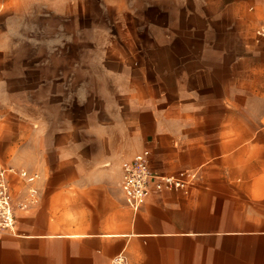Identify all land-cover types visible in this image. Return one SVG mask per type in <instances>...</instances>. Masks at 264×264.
Listing matches in <instances>:
<instances>
[{
    "label": "crops",
    "instance_id": "0c3cea01",
    "mask_svg": "<svg viewBox=\"0 0 264 264\" xmlns=\"http://www.w3.org/2000/svg\"><path fill=\"white\" fill-rule=\"evenodd\" d=\"M252 8L208 7L184 26L166 17L149 25L139 54L101 57L78 79L55 72L45 97L24 94L29 116L43 102L131 116L102 123L127 127L115 148L84 125L53 153V180L27 210L17 205L20 231L0 230V264H264V43ZM236 14L246 17L233 27ZM143 146L155 170L192 168L200 179L134 210L118 175Z\"/></svg>",
    "mask_w": 264,
    "mask_h": 264
},
{
    "label": "rangeland",
    "instance_id": "374dc122",
    "mask_svg": "<svg viewBox=\"0 0 264 264\" xmlns=\"http://www.w3.org/2000/svg\"><path fill=\"white\" fill-rule=\"evenodd\" d=\"M245 5L253 7L250 11L255 17L252 22L256 36L264 43V35L259 33L264 26V8L256 0H0V167L6 169L11 181L15 231H20L16 216L22 213L18 203L27 210L37 202L38 184L53 180L50 165L57 149L66 141L78 139L84 125L92 136L99 129V134L104 133L115 148L127 134V127L108 122L103 131L102 123L131 116L128 110L120 113L100 109L98 102L90 109L77 102L69 107L43 102L29 116L23 105L24 94L45 97L55 72L78 79L86 70L96 69L101 57L139 54L149 25H163L166 17L184 26L189 18L202 15L208 7L221 13L226 6ZM239 17L246 15L236 14L233 27L241 24ZM157 32L163 39L164 29L158 28ZM105 95L108 105H114L113 95L108 91ZM68 130L75 134L74 139H63V132ZM134 134H141L140 127H135ZM144 149L147 148L137 150L133 157ZM133 157L122 165L118 175L121 187L124 167ZM22 171L39 174L33 183L35 198L28 190L32 184L23 178ZM73 180L98 178L76 173ZM114 195L111 191L110 196Z\"/></svg>",
    "mask_w": 264,
    "mask_h": 264
},
{
    "label": "built area",
    "instance_id": "2783aa9c",
    "mask_svg": "<svg viewBox=\"0 0 264 264\" xmlns=\"http://www.w3.org/2000/svg\"><path fill=\"white\" fill-rule=\"evenodd\" d=\"M264 35V26L259 30ZM150 149L137 153L124 167L122 189L127 203L134 210H139L142 203L151 194L164 190L184 189L197 181L200 173L197 169H184L182 173H163L155 170L151 164ZM23 178L31 183L30 195L35 198L34 181L39 174L22 171ZM6 169L0 167V228L15 230L13 198ZM114 264H127L124 257L118 256Z\"/></svg>",
    "mask_w": 264,
    "mask_h": 264
},
{
    "label": "bare ground",
    "instance_id": "6f19581e",
    "mask_svg": "<svg viewBox=\"0 0 264 264\" xmlns=\"http://www.w3.org/2000/svg\"><path fill=\"white\" fill-rule=\"evenodd\" d=\"M9 185L11 186V181L10 180H9ZM18 206L21 207V208H25L24 205H20L19 203H18Z\"/></svg>",
    "mask_w": 264,
    "mask_h": 264
}]
</instances>
